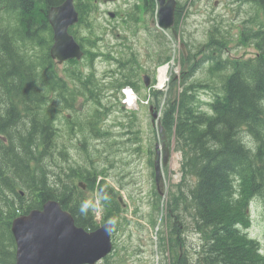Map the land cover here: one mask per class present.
I'll list each match as a JSON object with an SVG mask.
<instances>
[{"label":"trees","instance_id":"1","mask_svg":"<svg viewBox=\"0 0 264 264\" xmlns=\"http://www.w3.org/2000/svg\"><path fill=\"white\" fill-rule=\"evenodd\" d=\"M151 1L142 3L152 6ZM242 1L256 4L263 14L261 27L247 34L255 54L225 57L226 35L215 36L211 52L182 73L180 81L165 93L160 123L174 136L175 149L181 152V182L169 214L178 218L181 204L191 209L199 237L194 256L182 252L181 230L172 227L168 242L173 252L168 264H264L257 240L243 230L247 203L254 198L264 202V0ZM59 2L0 0V14L1 10L14 13L18 24L11 29L0 16V264H14L12 219L40 208L46 199L57 200L76 225L88 230L98 226L94 210L81 217L78 208L83 200L95 198L87 190L103 183L99 182L100 168L91 159L67 169L53 161L58 156L67 160L66 151L54 141L57 111L72 109L75 96L94 87L79 71L73 73L76 82L69 87L51 64L47 10ZM75 3L81 20L80 0ZM88 6L93 10L92 2ZM42 32L49 34L43 38ZM25 44L42 47L43 53L32 58ZM167 60L165 56L160 63ZM202 62L212 76L194 80ZM127 64L128 59L119 61V70H126ZM122 76L115 81L118 88L129 85L128 77L123 81ZM52 90L62 101L60 108L50 104ZM201 93L207 95L206 100ZM93 112L85 124L93 136L101 135L97 126L100 110ZM110 192L109 214L102 215L103 221L122 210L114 198L117 192L112 188ZM110 258L111 253L103 260L113 264Z\"/></svg>","mask_w":264,"mask_h":264},{"label":"rangeland","instance_id":"2","mask_svg":"<svg viewBox=\"0 0 264 264\" xmlns=\"http://www.w3.org/2000/svg\"><path fill=\"white\" fill-rule=\"evenodd\" d=\"M89 2L93 10L88 8ZM179 4L174 26L162 30L157 26L156 0L146 7L142 0H80L81 20L71 31L82 43L84 55L80 60L51 62L69 87L76 82L75 71L94 84L92 90L77 87L82 89V94L73 99V108L57 111L54 141L66 151L67 160L57 155L53 161L67 169L91 159L102 171L99 182L103 183L87 193L103 197L99 188L110 187L117 192L115 199L122 196L124 205L119 202L122 210L114 214L116 222L112 229L113 252L109 261L113 264H168L173 252L168 242L172 227L181 230L182 252L194 256L199 237L194 231L191 209L185 210L181 204L178 218L169 214L181 182V152L175 149L174 136L165 128L170 157L161 168L157 189L151 162L156 144L160 159L162 148L159 125L152 121L149 107L153 105L158 110L160 119L166 91L205 53L211 52L215 36L226 35L225 57L246 58L256 51L247 35L250 30L259 29L263 22L262 11L256 4L242 0H179ZM109 11L114 12V17L109 16ZM0 16L7 27L18 26L14 13L1 10ZM47 33L42 32V37H47ZM26 48L32 58L43 53L42 47L32 44ZM165 56L168 60L160 63ZM125 59H128L127 69L119 70V61ZM166 63L167 82L160 88L158 69ZM201 64L194 80L203 81L212 76L206 63ZM145 73L151 77L149 86L143 82ZM121 76L123 81L128 77L129 85L118 88L114 84ZM126 89L133 94L131 103L122 91ZM50 97H53L50 104L60 108L62 101L56 91L52 90ZM201 97L206 100L207 95L201 93ZM96 108L101 113L97 126L102 133L93 136L85 120ZM101 202L94 210L98 225L103 222L102 215L109 214L107 199ZM246 207L247 222L243 230L257 240L264 253V202L254 198ZM96 264L106 262L102 259Z\"/></svg>","mask_w":264,"mask_h":264},{"label":"water","instance_id":"3","mask_svg":"<svg viewBox=\"0 0 264 264\" xmlns=\"http://www.w3.org/2000/svg\"><path fill=\"white\" fill-rule=\"evenodd\" d=\"M157 26L166 30L174 24L175 0H157ZM114 17V12H108ZM47 20L53 31V43L49 55L58 63L69 59L80 60L84 54L81 45L69 27L79 20V12L74 0H62L47 10ZM145 85H148L145 76ZM152 121L159 125L162 148L155 146L154 160L155 182L160 179V166H165L170 156L169 144L164 128L158 119V111L150 106ZM78 184L85 188L83 182ZM118 200L124 205L122 196ZM104 221L93 230L75 223L74 217L53 199H46L40 208H32L27 213L14 217L10 231L15 242L14 264H96L113 250L112 228Z\"/></svg>","mask_w":264,"mask_h":264},{"label":"clouds","instance_id":"4","mask_svg":"<svg viewBox=\"0 0 264 264\" xmlns=\"http://www.w3.org/2000/svg\"><path fill=\"white\" fill-rule=\"evenodd\" d=\"M101 199H108L107 196H97L94 199L93 198H89V199H85L83 200L78 208L79 214L81 217H87L88 213L90 210H95L98 206H99V201ZM116 222V218H109L108 222H107V226H111L114 225Z\"/></svg>","mask_w":264,"mask_h":264},{"label":"flooded vegetation","instance_id":"5","mask_svg":"<svg viewBox=\"0 0 264 264\" xmlns=\"http://www.w3.org/2000/svg\"><path fill=\"white\" fill-rule=\"evenodd\" d=\"M62 1V0H61ZM176 1V4H175V11H174V21L176 22L177 20H176V18H177V14H178V12H179V9H180V4H179V0H175ZM60 3V2H59ZM58 3V4H59ZM55 5H57V4H55ZM49 23V22H48ZM50 25V24H49ZM74 25H72V26H70L69 27V29H68V31L71 33V30H72V27H73ZM51 27V26H50ZM51 35H52V41H51V43H53V31H52V28H51ZM51 46V45H50ZM51 58V57H50ZM51 60L52 61H56L57 62V60L56 59H53V58H51ZM68 61V60H67ZM64 62H66V61H64ZM63 62V63H64ZM58 63V62H57ZM60 64V63H59ZM145 76H147V79H148V84L151 82V77H150V74H148V73H145L144 74V76H143V82H144V85H145ZM155 157H156V153H154V157H153V162H151V163H153L152 165H153V168H154V160H155ZM153 177H154V171H153ZM155 185H156V187H157V189H158V186L160 185V181H158V183H156L155 182ZM99 191H100V193H102L103 194V196H107L108 198H109V196H110V188L109 187H107V190H106V188L105 187H100L99 188Z\"/></svg>","mask_w":264,"mask_h":264},{"label":"bare ground","instance_id":"6","mask_svg":"<svg viewBox=\"0 0 264 264\" xmlns=\"http://www.w3.org/2000/svg\"><path fill=\"white\" fill-rule=\"evenodd\" d=\"M40 6V5H39ZM169 66L167 64L161 66L158 70V76H157V81H158V87L162 88L165 83L167 82V74H168ZM126 97L128 99V103L132 102L133 99V94L131 93L130 90L126 89Z\"/></svg>","mask_w":264,"mask_h":264}]
</instances>
